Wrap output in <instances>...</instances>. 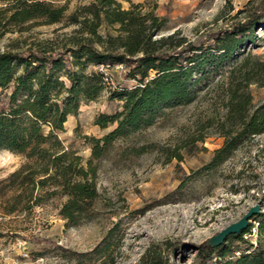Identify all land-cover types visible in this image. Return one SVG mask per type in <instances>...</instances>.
Here are the masks:
<instances>
[{"label": "trees", "instance_id": "16d2710c", "mask_svg": "<svg viewBox=\"0 0 264 264\" xmlns=\"http://www.w3.org/2000/svg\"><path fill=\"white\" fill-rule=\"evenodd\" d=\"M143 9L140 4L123 9L117 0H89L68 15L65 26L74 29L63 43L42 40L23 52L0 53V150L24 159L0 180L5 214L61 196L65 200L59 215L67 224L91 220L99 196L98 164L114 143L153 125L167 109L192 104L201 94H216L223 110L216 122L223 143L208 166L219 164L244 139L264 133V104L254 107L248 90L251 84L264 86V60L246 50L259 41L258 30H264V1L228 28L194 41L178 32L162 35L166 19ZM66 10V5L47 0H0V37L60 23ZM100 64H121L134 84L113 92L117 110L96 116V125L111 129L100 138L83 137L90 146L84 160L64 146L59 134L81 102L95 101L104 91L102 74L95 70ZM203 139L200 135L193 142ZM169 158L181 159L176 151ZM252 217L258 219L255 244L244 237L251 232L248 223L216 247L200 245L199 252L217 256L218 264H264V214ZM106 241L92 254L112 263ZM142 264H154V259L146 254Z\"/></svg>", "mask_w": 264, "mask_h": 264}, {"label": "rangeland", "instance_id": "374dc122", "mask_svg": "<svg viewBox=\"0 0 264 264\" xmlns=\"http://www.w3.org/2000/svg\"><path fill=\"white\" fill-rule=\"evenodd\" d=\"M66 5L64 19L51 25L10 31L0 37V53L23 52L38 41L61 44L73 31L65 26L77 6L89 0H47ZM123 9L140 4L166 19L162 35L178 32L189 41L228 28L243 19L244 12L264 0H117ZM248 47L264 60V30ZM93 67H89L88 71ZM112 82L91 102H81L76 115L67 117L59 138L67 148L86 160L90 146L84 136L100 138L111 129L95 124L100 113L119 107L113 92L134 81L123 69H110ZM254 107L264 104V86L248 88ZM192 104L166 110L157 121L118 140L98 164L95 217L77 225L59 215L65 198L54 196L30 209L5 214L0 204V264H142L147 254L154 264H218L199 246L250 210L264 214V133L243 140L237 150L216 166H208L223 137L217 124L223 110L214 93ZM204 136L202 141L193 139ZM172 151L181 159L169 158ZM21 156L0 150V180L19 168ZM257 218H250L251 232L244 236L257 242ZM113 229L110 236L108 231ZM107 238L113 262L92 252ZM170 253V254H168Z\"/></svg>", "mask_w": 264, "mask_h": 264}, {"label": "water", "instance_id": "95a60500", "mask_svg": "<svg viewBox=\"0 0 264 264\" xmlns=\"http://www.w3.org/2000/svg\"><path fill=\"white\" fill-rule=\"evenodd\" d=\"M256 213V209L250 210L247 214H245L239 221L236 223H233L229 226H227L225 229H223L221 232H219L216 236L210 239L209 244L212 247L218 246L227 235L234 234L242 231L247 227L248 220L250 217Z\"/></svg>", "mask_w": 264, "mask_h": 264}, {"label": "built area", "instance_id": "2783aa9c", "mask_svg": "<svg viewBox=\"0 0 264 264\" xmlns=\"http://www.w3.org/2000/svg\"><path fill=\"white\" fill-rule=\"evenodd\" d=\"M114 68L123 69V66L119 64V65H116ZM110 69L112 68H109L107 65H104V64H100L99 66L95 67V70L102 74L103 83L105 85H109L112 82L111 74L109 72Z\"/></svg>", "mask_w": 264, "mask_h": 264}, {"label": "bare ground", "instance_id": "6f19581e", "mask_svg": "<svg viewBox=\"0 0 264 264\" xmlns=\"http://www.w3.org/2000/svg\"><path fill=\"white\" fill-rule=\"evenodd\" d=\"M3 152H5V153H9L8 151H5V150H3Z\"/></svg>", "mask_w": 264, "mask_h": 264}]
</instances>
